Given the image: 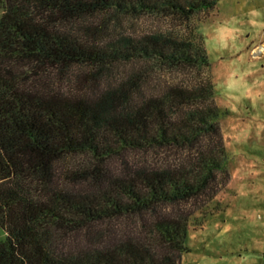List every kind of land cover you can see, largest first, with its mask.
<instances>
[{
  "label": "trees",
  "instance_id": "16d2710c",
  "mask_svg": "<svg viewBox=\"0 0 264 264\" xmlns=\"http://www.w3.org/2000/svg\"><path fill=\"white\" fill-rule=\"evenodd\" d=\"M217 1L0 0V264H181L228 179L209 60L122 16Z\"/></svg>",
  "mask_w": 264,
  "mask_h": 264
},
{
  "label": "rangeland",
  "instance_id": "374dc122",
  "mask_svg": "<svg viewBox=\"0 0 264 264\" xmlns=\"http://www.w3.org/2000/svg\"><path fill=\"white\" fill-rule=\"evenodd\" d=\"M122 17L129 31L194 38L209 60L204 72L213 82L228 179L219 181L224 186L211 203L218 209L200 224L189 222L181 264H264V0H218L188 19ZM196 73L184 69L176 75Z\"/></svg>",
  "mask_w": 264,
  "mask_h": 264
},
{
  "label": "built area",
  "instance_id": "2783aa9c",
  "mask_svg": "<svg viewBox=\"0 0 264 264\" xmlns=\"http://www.w3.org/2000/svg\"><path fill=\"white\" fill-rule=\"evenodd\" d=\"M262 49V47L260 46L259 50ZM263 263H264V259H263Z\"/></svg>",
  "mask_w": 264,
  "mask_h": 264
}]
</instances>
